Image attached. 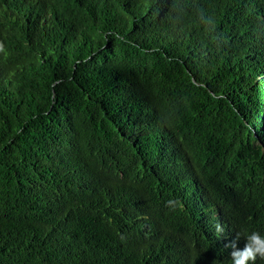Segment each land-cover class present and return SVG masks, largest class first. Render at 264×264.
<instances>
[{
  "label": "trees",
  "instance_id": "1",
  "mask_svg": "<svg viewBox=\"0 0 264 264\" xmlns=\"http://www.w3.org/2000/svg\"><path fill=\"white\" fill-rule=\"evenodd\" d=\"M182 4L180 30L170 0H0V264H230L264 234V0Z\"/></svg>",
  "mask_w": 264,
  "mask_h": 264
},
{
  "label": "clouds",
  "instance_id": "2",
  "mask_svg": "<svg viewBox=\"0 0 264 264\" xmlns=\"http://www.w3.org/2000/svg\"><path fill=\"white\" fill-rule=\"evenodd\" d=\"M172 16L170 23L173 27L183 30L186 27L185 13L182 0H170ZM196 21L202 27L204 33L209 38L213 37L217 31L218 20L213 12L206 9H197L195 12ZM225 228L221 224L216 225L217 237H220ZM240 238H244L243 248L238 246ZM227 247L232 249L230 264H257L258 260H264V234L260 231H238L236 238Z\"/></svg>",
  "mask_w": 264,
  "mask_h": 264
}]
</instances>
